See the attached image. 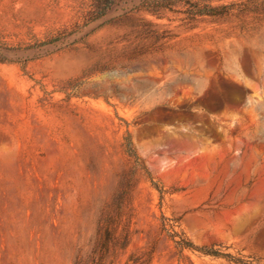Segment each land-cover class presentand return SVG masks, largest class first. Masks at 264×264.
<instances>
[{"label":"rangeland","instance_id":"obj_1","mask_svg":"<svg viewBox=\"0 0 264 264\" xmlns=\"http://www.w3.org/2000/svg\"><path fill=\"white\" fill-rule=\"evenodd\" d=\"M263 4L0 0V264L90 263L127 130L167 194L136 176L105 264H264Z\"/></svg>","mask_w":264,"mask_h":264},{"label":"trees","instance_id":"obj_2","mask_svg":"<svg viewBox=\"0 0 264 264\" xmlns=\"http://www.w3.org/2000/svg\"><path fill=\"white\" fill-rule=\"evenodd\" d=\"M203 15L216 16L219 14L210 10L203 13ZM126 134L124 151L129 160L133 163V168L129 174L125 175L123 182L120 184V190L114 198L113 208L107 212L104 218H102L98 231L97 251L91 258L89 264H105L106 255L113 247L117 245L120 240L122 241V246H127L130 233L128 225H126V223L123 221L125 204L127 197L134 186L135 178L138 174H143L146 176L151 185L158 190L162 201L167 194L166 189L160 186V183L152 177L151 172L147 168L144 160L139 155L130 131L127 130ZM177 228H180V226L176 219H171L165 215H162L161 231L162 233L166 234V236L174 243L180 254H183L185 251H192L215 258L225 257L223 253H220V251H217L214 248L196 247L194 243L188 238V236L182 230L178 231ZM233 262L235 264H252L251 262L240 258L235 259ZM75 264H79V262H76Z\"/></svg>","mask_w":264,"mask_h":264}]
</instances>
